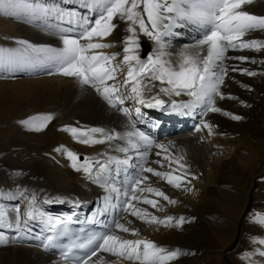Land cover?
<instances>
[{"label":"bare ground","instance_id":"obj_1","mask_svg":"<svg viewBox=\"0 0 264 264\" xmlns=\"http://www.w3.org/2000/svg\"><path fill=\"white\" fill-rule=\"evenodd\" d=\"M258 1L259 4L262 2V0ZM40 2L58 3L66 10L75 11L77 15L87 13L92 17L96 11L86 9L85 0H40ZM1 14L11 20L7 23L0 22V46L17 47L15 41L18 39L51 47L62 46L61 32L57 27L59 22L54 17L46 21L40 19L30 22L23 16ZM251 14L261 16L262 13ZM116 20L114 23L117 27L113 34L103 41L112 44L113 47L99 51L106 54L118 53L115 62H120L123 59V41L126 38V33L122 30L127 31L128 25L125 21ZM59 26L67 28V24ZM117 32L122 35L119 42L115 37ZM201 35L202 31L195 25L178 22L172 34L164 38V51L167 53L165 59L175 64L180 53L194 44ZM245 38L264 39V32H252ZM145 39L149 42L141 41L140 53L143 59L149 53L154 54L157 51V44L149 37ZM143 45L148 47L145 53L142 50ZM140 53L138 50L139 55ZM227 55L229 59L225 61L226 65L248 68L258 73L255 76H248L238 71H229L221 91L226 96L230 94L237 99L217 97L216 104L225 112L232 114V108L236 105L242 106L241 99L244 98L241 95L247 96L251 92H257L259 84L264 83V63H260L264 60V50L260 52L229 50ZM238 56H247L257 62L234 59ZM0 74L5 77L3 81H0V205L5 206L10 213L14 205H19L22 211L25 210L27 202L34 194L37 206L47 216H55L56 212L66 211H76L82 215L89 214L103 221L109 233L116 231L114 222L131 221L127 226L138 229V237L123 232L117 234L127 239L149 238L169 250L180 249L184 254L170 264H210L205 260L204 254L207 253V249L212 251L211 234L214 226L221 232L219 234L221 239L219 242L222 243L220 259L224 250L234 247V243L242 238V232L245 231L244 240L248 241L247 252L255 254L246 260H240L239 264H253V262L264 264V258L259 257L256 252L257 249L264 250V245L254 242V238H264V226L246 225L251 208L250 199H257L264 194V184L261 183V188H257L264 177V169L261 167L253 176L256 186L251 185L248 192L244 193V188L239 186L242 178L236 180L230 165L241 162L242 149L246 147L245 144L232 147L234 143L221 140L217 126L212 121L215 117L218 123L221 121L228 125L225 117L218 119L221 113H209L204 117L200 114V108L185 114L183 111L172 112L167 105L162 109L159 108L160 112H157L158 108L140 106L142 114L136 117L134 108L138 105L132 100H126L124 106L133 109L132 116L137 121V127L150 137L156 138L148 152L147 164H145L135 151L122 153L115 150L116 146L124 145L123 141H113L111 145L106 143L90 146L78 142L70 132L62 130L65 126L84 129L100 127L120 132L126 130L128 118L119 111L120 106L111 107L91 86L81 85L77 79L60 74L52 64H38L13 70L0 69ZM16 75H22L25 78L15 80L9 78ZM38 75L40 76L31 78ZM123 78L124 72L119 73L118 80L122 81ZM155 83L157 87L153 89L151 95L158 91L159 82ZM161 95V98L166 101L189 99L183 94L179 97ZM46 114H50L53 119L42 131L31 130L22 123L30 117ZM224 116L231 117L226 114ZM202 120L213 125L211 134L202 126ZM148 124L153 125L154 128L152 129ZM239 133L244 136L246 130L241 128ZM252 136L257 138L260 144L264 132L260 135L255 130ZM155 144H164L168 146L170 153L182 156L184 162L189 165L188 171L191 173L187 177L191 181L190 184L181 188L168 185L163 179L152 174H146L150 178L149 182L161 188L176 201V204L174 203V206L161 198L160 204L163 210L152 209L142 203L138 204V207L147 208L149 212L161 219L172 216L173 220L167 227L158 223H145L125 213L122 210L123 196L117 198L115 193H112L113 199L107 202L106 197L109 195L107 189L89 181L82 171L74 170L65 152V149L76 152L81 160L85 156L103 159L100 154L105 152L120 160L130 157L127 165L115 163L112 165L114 170L109 183L115 181V186L123 189V186L137 175L141 166H151L160 171L169 170L166 161L163 168L155 163L166 155L161 149L156 148ZM61 146H63L62 150L56 151ZM140 151H145V148L141 146ZM157 152H161L162 155L157 157ZM250 154L247 155L248 163L253 160ZM243 157L245 158V155ZM192 176L196 178L193 179ZM228 177L236 182L225 183ZM252 189L254 192L250 194ZM198 191L205 192L209 197L200 202L197 197ZM243 193L244 196L238 198V195L241 196ZM230 196L236 197L233 203L238 208L237 212L231 205ZM180 217H184L185 222L181 226H176ZM210 221L213 225H208ZM46 228L42 221L36 220L29 221L20 231L0 228V232H3L8 239V243H0V264H66L57 259L53 253L42 249L40 237L45 233ZM100 258L104 264H130L129 261L107 253H100Z\"/></svg>","mask_w":264,"mask_h":264},{"label":"snow or ice","instance_id":"obj_2","mask_svg":"<svg viewBox=\"0 0 264 264\" xmlns=\"http://www.w3.org/2000/svg\"><path fill=\"white\" fill-rule=\"evenodd\" d=\"M252 2L253 0H85L86 9L96 10L94 16L90 17L87 13L77 15L75 11L66 10L55 2L0 0V13L8 16H23L30 22L40 19L46 21L54 17L59 22L57 27L61 32L62 45L51 47L18 39L15 41L17 47L0 46V69L13 70L38 64H52L60 74L77 79L81 85L91 86L111 107L120 106L119 111L128 118L126 130L120 132L100 127L84 129L69 126L62 130L70 132L78 142L90 146L106 143L111 145L113 141H123L124 145L116 146V151L122 153L135 151L147 164L148 152L154 141L137 127V121L132 116L133 109L124 106L126 100H132L138 105L134 108L136 117L142 114L140 106L162 109L167 105L172 112L177 113L183 111L187 114L200 108V114L204 117L209 113L222 112L231 115L235 120L243 118L222 110L217 106L216 98L237 99L230 94L226 96L221 91L229 71H238L248 76L258 74L248 68L230 67L225 64L229 59L227 55L229 50L256 52L264 50V39L245 38L252 32H264V16L244 10L245 6ZM116 19L128 22L129 35L123 41V59L120 62H115L118 53L106 54L99 51L113 47L112 44L103 41L116 29L117 25L114 23ZM178 22L195 25L202 31V35L180 53L174 64L171 60L165 59L167 53L164 51V38L172 34ZM60 24H67V28L60 27ZM137 26L141 33L157 44V51L148 54L145 59H141L138 54L141 43L137 35ZM234 59L257 62L247 56H238ZM260 63H264V60ZM121 72H124V78L119 81L118 74ZM157 81L158 91L151 95L153 89L157 87L155 83ZM161 94L176 97L183 94L189 99L166 101L161 98ZM52 119L50 114L38 115L22 123L31 130L42 131ZM201 124L210 134L212 133L213 125L206 120H202ZM197 130H200L199 126ZM141 146L145 151H140ZM155 147L166 153L162 160L158 159L155 163L163 168L166 161L169 170L160 171L151 166H141L137 175L128 181L123 189L116 187L115 181L109 183L114 170L112 165L114 163L127 165L130 157L120 160L105 152L100 154L103 159L85 156L81 160L76 152L67 149L65 152L74 170L82 171L89 181L107 189L109 193L106 197L107 202L113 199L112 193H115L117 198L123 196L122 210L125 213L145 223H158L167 227L173 220L172 216L161 219L147 208L138 207V204L142 203L152 209L163 210L161 198L169 204L176 203L161 188L153 186L146 174H152L163 179L168 185L181 188L190 184L191 181L187 177L191 173L182 156L170 153L168 146L164 144H155ZM62 148L63 146L56 151H61ZM161 155V152L156 153L157 157ZM33 220L42 221L49 230L55 231L57 235H63L68 231L72 217L52 219L47 216L37 206L34 194L23 211L19 205H14L10 213L5 206L0 205V228L20 231ZM184 222L185 218L180 217L176 226H181ZM254 222L264 226V214L256 213ZM130 223L131 221L114 222L116 231L100 237L95 250L85 258L77 260L75 264H104L100 253L122 258L130 264H170L184 254L180 249L169 250L149 238L127 239L117 234L123 232L138 237L139 230L128 227L127 224ZM47 239L51 242L53 237L49 236ZM254 242L264 245V238H254ZM0 243H8L3 232H0ZM91 243L90 240L89 244ZM50 246V243L44 245L45 249ZM73 247L83 248L85 245ZM71 250L70 248L61 253L65 260H68ZM256 252L259 257L264 258V250L257 249ZM254 254L245 252L243 258L248 259Z\"/></svg>","mask_w":264,"mask_h":264},{"label":"rangeland","instance_id":"obj_3","mask_svg":"<svg viewBox=\"0 0 264 264\" xmlns=\"http://www.w3.org/2000/svg\"><path fill=\"white\" fill-rule=\"evenodd\" d=\"M250 13H256L260 14L261 16H264V0L259 4L258 0H253L251 4H248L245 6V8ZM257 10V11H255ZM259 11V12H258ZM9 19L8 17H5L0 13V22L7 23ZM117 21V20H116ZM126 25H128V22L125 21ZM138 28V26H137ZM124 33H126V37L129 35L128 31L122 30ZM137 35L139 37L140 43L141 41H147L145 38L148 37L141 33L139 30L137 31ZM116 40H118L122 37V35L117 32L115 34ZM149 42V41H147ZM151 45V44H150ZM148 48V47H147ZM152 51V47H151ZM140 53V49H139ZM150 54V53H149ZM141 57V53H140ZM141 59H143L141 57ZM18 69V68H16ZM55 72V71H53ZM38 76H33L31 78H36ZM9 78L15 79H22L25 78L22 75L19 76H11ZM5 79L3 74H0V81H3ZM154 95V94H153ZM162 96V95H161ZM244 99H241L242 106L236 105L234 108L231 109V113L235 115H239L243 117L240 120L232 119L231 117H226L221 112V116L218 117V119L221 117H225V121L228 122V125L223 124L221 121H218L214 118H212V121L215 122V125L217 126V129L219 131V136L221 140H228L230 143H234L232 147H237L235 145L239 144V147L245 144L246 148H243V153L241 154V162L236 165H230L232 173H234V176L236 180L241 179V184L239 186H242L244 188V193L249 190V187L255 184V179L253 176H255L256 172L261 169V167L264 169V136L261 137V143H258V139L254 138L252 136V132L257 130L258 133L261 135L264 132V83L259 84L257 87V92H251L247 96L241 95ZM166 100V99H165ZM227 111V110H226ZM157 112H160V109H157ZM151 124H148V126ZM244 128L246 130V134L243 136L241 133H239V129ZM251 133H248L250 132ZM152 140L155 142L156 138L151 137ZM231 148V147H229ZM233 150H235L233 148ZM248 153H251L253 160L248 163L247 162V155ZM245 155V158L243 157ZM243 157V158H242ZM243 171V173H241ZM255 174V175H254ZM259 181V180H258ZM236 181L234 179L228 177L226 182L227 184H234ZM264 184V177L260 180L258 183L259 187L261 188ZM264 187V186H263ZM258 191V189H257ZM253 189L250 192V194H253ZM244 193L241 194L239 197H243ZM257 193V192H256ZM197 197L200 200V202L205 201L209 196L206 195L205 192L198 191ZM236 197L230 196L229 199L232 202L233 209L237 212L238 208L235 207L233 200ZM176 204V203H175ZM175 204H173L175 206ZM249 206L251 207L249 210V215L247 218L246 225L251 226L255 225L258 226V223L254 222V217L256 213L264 214V194L262 196H258L257 199H250ZM212 224V221L208 223V225ZM221 232L214 226L212 234H211V241L213 242L212 251H209L207 249V253L204 254L206 256V261L210 262V264H239L240 260H246L243 258L244 253L248 250V241L247 239L244 240V237L246 235V232H242V238L238 239L234 243V247L227 248L224 250V253H222V257L220 259V250L222 249V243L219 242L221 239L220 234ZM233 252V254L231 253ZM232 256H231V254ZM230 255V256H229Z\"/></svg>","mask_w":264,"mask_h":264}]
</instances>
